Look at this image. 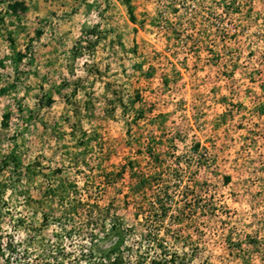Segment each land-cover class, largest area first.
<instances>
[{"label":"rangeland","instance_id":"obj_1","mask_svg":"<svg viewBox=\"0 0 264 264\" xmlns=\"http://www.w3.org/2000/svg\"><path fill=\"white\" fill-rule=\"evenodd\" d=\"M0 264H264V0H0Z\"/></svg>","mask_w":264,"mask_h":264}]
</instances>
